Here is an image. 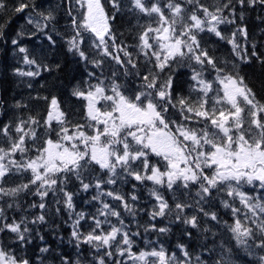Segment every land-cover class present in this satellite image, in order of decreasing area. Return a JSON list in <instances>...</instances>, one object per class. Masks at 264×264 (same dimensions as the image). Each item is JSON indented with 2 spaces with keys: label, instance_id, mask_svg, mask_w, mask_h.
Here are the masks:
<instances>
[{
  "label": "snow or ice",
  "instance_id": "6c2138e0",
  "mask_svg": "<svg viewBox=\"0 0 264 264\" xmlns=\"http://www.w3.org/2000/svg\"><path fill=\"white\" fill-rule=\"evenodd\" d=\"M108 4L0 0V264H264V0Z\"/></svg>",
  "mask_w": 264,
  "mask_h": 264
},
{
  "label": "trees",
  "instance_id": "16d2710c",
  "mask_svg": "<svg viewBox=\"0 0 264 264\" xmlns=\"http://www.w3.org/2000/svg\"><path fill=\"white\" fill-rule=\"evenodd\" d=\"M14 0H9V3H13ZM44 2V0H36L37 4H40ZM53 2H56V0H53ZM101 4L105 6V10H110V5L108 4V0H101ZM12 23L10 25V30L14 31L16 28H18L21 24V20L19 16H12L10 17ZM67 17H62L60 20V24L58 25L59 28L63 29L65 21ZM255 21H253V24ZM252 25H250L251 27ZM116 28L119 32H123L125 37H128V23L127 20H122L117 22ZM257 34L259 32L258 29H253ZM214 39V38H213ZM31 46V45H29ZM58 47L61 49L59 55L57 56V59L60 60L62 64H66L65 72L61 74V79L58 82V87L53 88L51 87L52 81L49 80V87L47 90L45 89H39L41 95L49 96V100L52 96H55L58 100V103L60 104V107L65 111H71L74 113L73 119L74 121L83 122V112H84V102L75 100L74 98H70L69 91L71 86L76 83L77 80L81 77V72L79 71L78 65L73 63L71 55L65 56L63 45L62 43H58ZM217 51V55L220 56H226L228 54L227 45L222 44H214L212 45ZM264 50V49H262ZM9 63H11V54H9L8 57ZM3 63V53L0 52V64ZM243 75L246 77V82L254 88V91L257 94V98L261 100V102H264V70H262L259 66V64H255L254 66H244V72ZM40 83H44L43 80L40 81ZM39 88V85L37 86ZM5 89L10 90L9 95H14L18 89L16 88V85L12 83V79L0 77V91H3ZM48 101L41 100L39 102V109L42 114L46 115L47 108H48ZM155 239V237H153ZM142 245L138 244L137 247H141ZM166 249L168 248V245H165ZM70 250V248L68 249Z\"/></svg>",
  "mask_w": 264,
  "mask_h": 264
}]
</instances>
